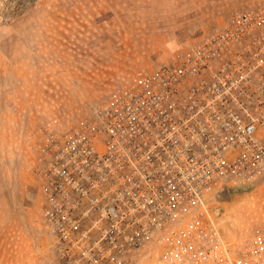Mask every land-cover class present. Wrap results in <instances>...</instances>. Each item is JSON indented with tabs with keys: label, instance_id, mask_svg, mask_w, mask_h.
<instances>
[{
	"label": "built area",
	"instance_id": "obj_1",
	"mask_svg": "<svg viewBox=\"0 0 264 264\" xmlns=\"http://www.w3.org/2000/svg\"><path fill=\"white\" fill-rule=\"evenodd\" d=\"M35 174L57 264H264L219 228V193L264 178V1L42 129Z\"/></svg>",
	"mask_w": 264,
	"mask_h": 264
},
{
	"label": "rangeland",
	"instance_id": "obj_2",
	"mask_svg": "<svg viewBox=\"0 0 264 264\" xmlns=\"http://www.w3.org/2000/svg\"><path fill=\"white\" fill-rule=\"evenodd\" d=\"M262 1L0 0V264H57L34 167L44 126L89 116L124 79ZM218 205L232 245L264 232V178Z\"/></svg>",
	"mask_w": 264,
	"mask_h": 264
},
{
	"label": "water",
	"instance_id": "obj_3",
	"mask_svg": "<svg viewBox=\"0 0 264 264\" xmlns=\"http://www.w3.org/2000/svg\"><path fill=\"white\" fill-rule=\"evenodd\" d=\"M219 198L221 200H228L231 198V192L227 186L223 187L219 193Z\"/></svg>",
	"mask_w": 264,
	"mask_h": 264
}]
</instances>
